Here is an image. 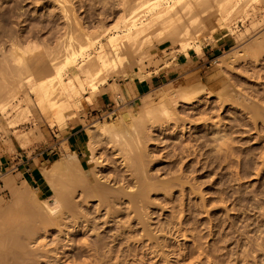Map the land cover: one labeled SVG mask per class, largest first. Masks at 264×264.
I'll return each mask as SVG.
<instances>
[{
  "label": "rangeland",
  "instance_id": "1",
  "mask_svg": "<svg viewBox=\"0 0 264 264\" xmlns=\"http://www.w3.org/2000/svg\"><path fill=\"white\" fill-rule=\"evenodd\" d=\"M17 1L0 0V35L2 34L0 40L7 37V33L14 34L13 31H15V34L21 35L25 41L21 40L23 44L30 39L37 42L42 41L49 47V51L54 52L59 48L57 47L59 46L58 41H62L64 47L73 43L75 35L71 29L68 30L71 28L68 25L72 23L66 25V18L71 17L79 20L83 34L90 37L85 36L88 41L83 40L86 42L84 44L92 43L93 47L89 49L88 56L80 58V65L88 61L89 58H97L108 41L114 39L122 41L128 31H122L117 26L120 27L121 18L126 15V12L130 14L126 9L131 7L134 9L133 6L137 5L132 3L135 0H72L74 9L71 16H68V13L60 12H63V8L66 9V4L71 3L69 0L66 1L67 3L65 2L66 4L63 3V0ZM259 1L257 0L255 3V12H257L255 19L261 21V17L264 15V0L260 1L262 4H259ZM172 2L173 0H163L154 6L157 9L153 7L150 9L151 12L146 10L141 14L142 21H149L155 14L153 12L157 13L162 7L163 9L169 7L173 4ZM242 11L233 10L227 23L219 18L217 10L212 9L210 13L202 17L205 29L198 33L197 30H192L191 40L175 44H171L169 40L162 43L154 42L155 46L147 51L149 60H145V65L142 67L135 66L132 61H126L128 59L124 58L122 64L125 73H119L116 76L110 74L112 76H109L106 72V77L101 79L95 93H91L88 88L79 90L83 106L75 108L73 104L63 98L64 100L58 99L59 107L57 109L52 112L49 110L44 112L36 104L34 93L21 92L20 102L10 115L12 119L18 116V124L16 127L10 128L7 126L8 122L2 119L4 129H0V158L6 159L9 163L5 166L0 163V211L13 204L16 196L19 197L18 194L11 191L16 190L18 193H22V196L26 194L28 198L23 199L22 197L23 203L31 198L35 200V204H33L36 206L37 201V204L40 205L41 200L53 199L56 192L63 190L62 177L68 174L67 171L49 172L51 176L59 179V182L42 186L43 183L37 184V182L44 178L43 171L40 170L39 177H36L35 182L28 184L17 171L16 165L21 156L28 158L45 148L51 149L53 153L57 154L49 156L48 161L41 167L47 168L50 163L61 159L62 151L69 149L63 132L72 126L82 129L86 142L89 137L93 136L89 133L95 134L94 136L98 138L91 145V147H95V150L98 148L96 151L94 150L95 155L92 152L97 159L93 160L94 156H90L89 150L86 153L87 156L85 153L80 154L77 151L81 162H85V167L81 163V169L90 186L96 181L93 175L96 170L102 171L100 172L103 177L102 181L113 188L124 184L123 181L116 179L119 173H124L125 175H122L125 179L121 176L119 178L129 181V184L135 188V190L133 189L134 193L139 187H137L139 181L136 177L134 178L135 174L133 173L137 170L135 167L126 165L129 159H123L125 158L122 156L123 154L117 152L118 149L114 147H118L124 142L127 144L132 142L131 144L135 145L132 139L136 137L137 141L138 134L136 133L137 136L133 137L135 134L131 133V129H134L132 127L134 121L141 117L143 119L141 120L147 123L142 125V121L140 122L142 126H146L145 128L141 127L145 129V133L143 134L141 130L140 137L144 135L143 142L140 144V141H137L141 146L137 143L139 146L136 144L135 147L138 148V153L141 148H143L142 151L146 150L144 151L147 159V163L145 162L146 178L150 177L146 179V182H148V186L153 184L152 187H148L152 190L149 189L150 192H147L149 196L147 195L144 199L147 204L146 208L142 209L143 212L139 211V214L142 213L140 215L145 218L143 221L147 223V225L145 223V228L149 235L143 231L144 227L140 224L139 217L141 216L137 218L138 211L136 210L138 209L132 210L134 208L128 204L127 198L121 199V203L118 202L116 209L123 212L117 213L118 215L114 216L117 219L110 222L111 217H105V211L109 206L104 204L98 206V203L103 202L100 201L101 198L97 197V199L90 194L91 199H89L88 195L84 196L79 192L83 190L82 188H78L74 194V200L81 203L77 204L78 202H76L77 208L83 209H78L82 213L76 212L80 216L87 214L88 211L93 214L92 217L90 214H87L86 217L82 216L80 221L94 217L92 221L90 220L94 232L91 235L92 230L88 231L87 223L83 224L87 225L83 231L81 227L77 229L70 227V230L75 232L72 237L76 241V245L73 242L70 243L69 236H64V232L67 231L65 224L40 230L42 227L35 221L32 225L27 221L30 220L27 213V215L25 214L26 218L22 214L24 215L23 220L26 219L27 222H22L20 225L27 223L25 224L26 229L30 226L32 231L37 230L35 228L40 230L35 231L33 237L35 240L32 239L31 249L37 248L38 252L55 250L50 254L56 257V260L49 262L47 259L39 258L37 264H264V117L259 118L262 113L254 114V111H247L254 103L260 101V96H264L261 95L264 94V46H262L264 45V25L261 24V26L253 28L251 26L253 19L247 17V8ZM63 14H66L67 17L64 18ZM118 20L119 22H117ZM118 23L119 25H117ZM114 26L117 28L116 31ZM246 27L250 31L249 34L247 32V35H244ZM157 28L148 32L153 33ZM35 30L38 31L35 32ZM151 33H149L151 36L155 34ZM23 36L26 38L28 36V39L25 38V40ZM85 37L83 39H86ZM6 39H4L5 43L1 40L0 46L4 45L3 48L8 49L9 45ZM57 39L59 40L57 41ZM119 40L113 46L119 45ZM181 47H185V49ZM66 49L64 48L62 53L67 51ZM187 51L190 54L189 63L178 66L177 72L171 75L168 81H164L160 86L142 96L138 104L132 107L126 109V106H129L126 101V90L122 89V93L116 91L115 94L107 90L110 84L129 81L131 76L143 78L159 72L163 67L164 69L170 68L176 63L173 61H177L179 55ZM246 52L248 53L246 54ZM58 62H63L62 58ZM71 68L69 67V71L73 69ZM183 90L188 92L185 93ZM106 91L111 92L113 105L98 109L96 98ZM177 91L184 92L180 93L183 95L178 93L181 98L175 97ZM172 92H174V97ZM49 93L50 91H45V96L48 98L51 95ZM23 94L29 97H24ZM119 95L123 99L122 101H117ZM149 95L150 101L147 97ZM143 97L146 98L143 99ZM163 97L171 99L173 102L168 101H171L172 105L178 103L176 106H171V102H168L167 99L163 100ZM183 98L188 101L183 102ZM165 102L167 105L164 104ZM142 103L149 104L147 109H145L146 105ZM163 107L174 109L171 112L167 110L165 113L167 118L159 110ZM140 109L142 114L138 115ZM114 110H116V114L112 115ZM163 111L166 112V109ZM168 111L172 114L170 118H168ZM59 112L60 115L55 116ZM129 113H133V117L128 115ZM135 114L138 117H135ZM116 121L120 124L116 125L117 131H115L117 133L121 131L119 132L121 137L117 138V144L114 146L109 142L111 137L100 136L99 127L102 122L107 124V122ZM89 129H93L92 132L88 133ZM135 131L133 130V132ZM128 141L131 142L128 143ZM130 149L133 152L131 147ZM72 150L75 151V148ZM127 166L135 171H129ZM7 179L15 185V190L5 188ZM106 179L108 180L106 181ZM36 185L38 187L33 189ZM32 189L35 192H32ZM29 192L30 195H28ZM13 194L15 197H12ZM93 198L97 200H93ZM108 200L104 202L106 203ZM82 201L86 203L83 204ZM24 204L27 205V203ZM99 207L103 209L99 210ZM21 211L20 214L25 213L23 209ZM1 214L0 212V220L7 221L4 225L11 227L17 222L18 226L19 218L14 223L12 216L7 219L5 218L6 214ZM3 215L5 217L2 218ZM6 225L4 228L8 227ZM25 228H21V230H26ZM19 232L20 235L21 232ZM23 232L25 233V231ZM115 237L117 240H113ZM103 239L105 242L102 241V243L105 244H99ZM88 241L98 242L99 247L96 251L84 247L86 246L84 243ZM80 244H84L83 248L86 250L81 255L78 249V247H82ZM72 245L76 246L75 249L72 248ZM124 253L126 254L124 255ZM125 256H127V260ZM123 259L126 260L124 263H122Z\"/></svg>",
  "mask_w": 264,
  "mask_h": 264
},
{
  "label": "bare ground",
  "instance_id": "2",
  "mask_svg": "<svg viewBox=\"0 0 264 264\" xmlns=\"http://www.w3.org/2000/svg\"><path fill=\"white\" fill-rule=\"evenodd\" d=\"M66 1H68V0H63V3H65ZM69 1H71V3H72V0H69ZM136 1L138 3H135ZM161 1H163V0H135L134 2H132L133 5L137 4L136 7L131 5L134 7V9H131L132 7L131 8L128 7L129 9H131L133 11L131 12V10L126 9L129 11L130 14H128V12H126V15H124L122 18L119 16V18H121L122 20L120 22V27L117 26L118 29H121L122 31H125V30L128 31V33H125V34H127L125 37L121 36V37H124L122 39V41H120L121 39L120 40L118 39L120 41V44L113 46V44L115 42H117L118 40L117 39L113 40V38H111V40H113V41L107 40L108 42L103 46V50H102L103 52L101 51L102 53L100 52V55L98 54L99 56L97 55V58L96 57H92L91 59L89 58L90 60L88 59V61H86L84 64H81V65L79 63V60H80V58H84L85 56H88L87 54H88V52H90L89 49L92 47V43L91 44H88V43L84 44L88 41L87 38L85 37L87 35L83 34V29L81 28V24H80L79 20L77 21L76 19H73L71 17H67V15L69 16L73 12V9H74L73 3L71 4L69 2L70 4L69 3L66 4L67 3L66 2L65 3L66 9L63 8V12H60V13L65 12L66 14L68 13L67 15L65 14L66 16L63 14L64 18L67 17L66 18L67 23L66 22L65 23H66V25H68V23L69 24L72 23V24L68 25L69 27H71V28H68V30L71 29V31L75 35L73 43L67 45V47H64V45L62 44V41H58L59 39H57L59 46H57V45L56 46L59 48L57 50H55L54 52H51L48 50L49 47L46 46L45 42H42V41L37 42V41H34L33 39H30L28 42L26 41L27 43L23 44L21 41V40H23L21 35H17V33L15 34V31H13L14 34L7 33V35L10 37L9 38H7L8 36L3 37V38H1V40H3V42L5 43L4 39L7 38L8 40L6 39V41L9 45V48L8 49L3 48L4 45H2V44H4V43L1 44L2 46H0V129H4L2 119H5V121L8 122L7 126H9L10 128L16 127V125L18 124V122H19L18 116L13 117V119H12V118H10V115H12L11 113L14 112L13 110L16 109L18 102H20L19 95H22L21 92H25V93H29V94L34 93L36 95V98H35L37 101L36 104H38L39 108L44 112L47 110H49V112L50 111L52 112L55 109H57L59 107L58 106V102H59L58 99H63V98L65 100H67L68 102H70L71 104H73V106L75 108L80 106V105L83 106L82 100L80 97V92H79V90L81 88H88L91 91V93H95L96 90L98 89V85H99L100 81H102L106 77V74H107L106 72H108L109 76H112V75L116 76V75H119V73L120 74L125 73L124 72L125 70L123 69L124 66L122 63H124L123 60H125L126 58L128 59L126 61L130 60V62L132 61L135 66L137 65V66L142 67L143 65H145L144 64L145 60H149V54L147 51L150 48L155 46L154 42L162 43V42L169 40L171 42V44H175L178 42L183 43L185 41L191 40L192 30L195 29V31L197 30V33H198V31H202L203 29H205V27L203 26L202 17L207 15L208 13H210L212 9L213 10L215 9V11L216 10L218 11L219 18H221L223 20V22L226 21L228 23L230 18H231L233 10L234 11L236 10V12L237 11L243 12L242 10L247 8V11H246L247 17H250L251 19H253V20H251L252 21L251 26L253 28H257L259 25L261 26V24L264 25V15H262L261 21H258L255 19V15H257L256 14L257 12H255V3H257V0H173V2H172L173 4L172 5L169 4L170 6L169 7L167 6L168 7V8L166 7L167 9L165 7L163 9V7H162V9H160L157 13H156V11L153 12V13H155L154 15L151 14L153 17L150 18L149 21H146V22H145V20L142 21L143 17L141 16V14L143 12H146V10L150 11L151 8L156 6V4L158 5V3H160ZM54 2H56V1H54ZM123 3H122V5H123ZM259 4H262V3L260 2ZM129 5H130V3H129ZM241 7H242V9H241ZM123 8H125V7H123ZM154 8H156V7H154ZM257 11H259V10L257 9ZM117 22H119V20ZM117 25H119V23ZM101 26H103V25H101ZM32 27H34V26H32ZM155 27H158V28L154 29L156 31L153 30L154 31L153 33H155V34L153 36H151L149 34L151 32H148V31H150L151 29H153ZM35 28L37 29V27H35ZM113 28H115V31L117 30V28L115 26ZM246 28H247V30H245V33H243L244 35H247V32L249 34V31H250V30L248 31V27H246ZM111 30H113V29H111ZM36 31H38V30H35V32ZM77 32H79V33L77 34ZM109 32H110V30H109ZM30 33H29V35H30ZM153 33H151V34H153ZM34 34H36V33H34ZM60 35H62V34H60ZM244 35H242V36H244ZM0 36H2V34ZM23 37H24V39L26 38L25 36H23ZM84 37L86 39H83ZM87 37H89V36H87ZM118 38H120V36H118ZM26 39H28V36ZM1 40H0V42H2ZM37 40H39V39H37ZM83 40H86V42H84ZM93 40H95V39H93ZM263 41H264V38H263ZM6 46L7 45L5 44V47ZM262 46H264V45H262ZM63 47L65 49L67 48L66 49L67 51H65L64 53H62V50H64ZM181 48L185 49V47H181ZM251 49H249V50H251ZM247 53L248 52H246V54ZM257 53H261V52H257ZM261 56H262V54H261ZM60 58H62L63 62H58V60ZM133 63H131V64H133ZM69 67H72L73 69L71 68L72 70L69 71ZM110 74H112V75H110ZM132 78L133 77L131 76V79ZM37 79H39V80H37ZM129 87H131V86L129 85ZM107 90L112 91L114 94L116 93V91L122 93V90L117 86L116 82L110 84V87L107 88ZM45 91H48V92L50 91V93H51L50 98L45 96ZM192 91H194V90H192ZM168 92H170V91H168ZM184 92L187 93L188 91H184ZM184 92L177 91V95L175 94V97L178 96V93H179V95H183L180 93H184ZM173 93L174 92L171 93L172 96H173ZM23 95H24V97L28 96V95L25 96V94H23ZM167 95L171 96L170 94H167ZM261 95H264V94H261ZM197 96H196V98H197ZM256 96H258V95H256ZM24 97H22V98H24ZM126 97H127V95H126ZM147 97L149 98V100L148 99L147 100L150 101V95ZM178 97L181 98V96H178ZM193 97L195 99V96H193ZM117 98H118L117 101L123 100V99H121L120 95ZM144 98H146V97H143V99ZM170 98H172V97H170ZM162 99L164 100L167 98L163 97ZM184 99L185 98H183V102L188 101V100H184ZM188 99H190V98H188ZM259 99L261 102L260 101H259L260 103L259 102H256V103L253 102L254 105H252L250 107L251 111L247 110V109L246 110L249 112L254 111V114H261L262 113L261 116L259 115V118H262V116L264 117V96H260ZM160 100H159V103H161ZM168 100H171V99H167V101ZM190 100H192V99H190ZM143 101L145 102V100H143ZM171 101H168V102H171ZM27 102H29V101H27ZM172 102L170 103L171 106H176L177 105L176 103H178V102H176L175 105H172L173 104ZM166 103L167 102H165L164 104H166ZM146 104H143V105H146ZM170 104L168 103V106ZM148 105H146L145 109H147ZM166 105H164V106H166ZM159 106H160V104H159ZM128 107H131V106H128ZM141 108H143V107H141ZM164 109H166V112L165 111L162 112V110H164ZM159 110H161V113L164 114V116H166L167 114H165V113H167V110H170V109L163 107ZM171 110H170V112H171ZM139 111H140V113L138 112L139 114L138 113L137 114L141 115L142 114L141 109ZM168 113H169V111H168ZM132 114L133 113H129L128 115L132 116ZM173 114H175V113L173 112ZM58 115H60V112L55 114V116H58ZM134 116L136 117L137 115L135 114ZM170 117H172L171 113H169L168 118H170ZM255 117H257V115H255ZM166 118H167V116H166ZM135 119H138V118H135ZM141 119L142 118L140 117L139 120L134 121V126H132L134 128L133 130L135 131V128H136L137 132L136 131L133 132V130L131 129V133L135 134V135H133V137L137 136L136 133L138 134L137 141H140L139 142L140 144H141V142H143L142 137H144V135L142 137H140V136L142 135V131H143V134L145 133L144 128L146 127V126H142V125H146L143 123H147L146 121H142L143 119L142 120ZM141 121H142V125L140 124ZM117 122L118 121L112 122V123L107 122V124L102 122L101 126L99 127L100 136L106 137V135H108L109 137H111V138H109V142L114 146H115V144H117V138L120 136L119 132H121V131H119L118 133L116 132L117 131L116 125L120 124L121 121H120V123H117ZM131 123H133V122H131ZM121 125H123V124L121 123ZM129 126H131V125H129ZM95 127H97V126H95ZM141 127H144V128H141ZM92 130L89 129L88 133L92 132ZM95 131H93V132H95ZM125 133H126V131H125ZM89 134L93 135L92 137H89V139L87 141V146H88V149L90 151V156H92L94 154L95 147H91V145L94 143L97 136H94L95 134H92V133H89ZM100 136H98V137H100ZM135 138L136 137H134V139H132V140L134 141V144L136 145L138 142L135 140ZM131 141H128V143ZM131 143L127 144L126 142H124V144L121 143L118 147L115 146L114 148H117L118 149L117 152H119L120 154L121 153L123 154L122 156L125 157L123 159H126V158L129 159L128 163L131 165H129L128 163L126 165L131 166L133 168L135 167L136 168L135 170H137V171H135L134 169H132L133 171H135V172H133L131 169H129L131 167L127 166L128 167L127 169H129V171L131 170V172H133L135 174L134 178L136 177L139 181V184H137V187L138 186L139 187L136 190V192H134V193H133V191L135 190V188H133L129 184L130 183L129 181L127 182L126 180H124L125 179V177L123 176V175H125L124 173H122L123 175L119 173L120 175L118 174V178H116L120 181H123L124 184H122L118 188H113L110 185L105 184L104 181H102L103 180L102 173L100 174V172H102V171L96 170L97 172L96 171L93 172V175L95 176L94 178H96V181H95V183H93V185L90 186L89 181H87L88 179L86 180V175L83 173V171L81 169V163H82L81 159L79 158V156L76 152L70 151V149H68V150L64 149V151H62L63 152L62 158L50 163L47 166V168L46 167L40 168V170L43 171L44 178L41 181H38L37 184L43 183L42 186L43 185L49 186L50 185L49 183L59 182L58 181L59 179L51 176L49 172H55V171H67L68 172V174L66 176L64 175L62 177L63 190L61 192H56L53 199H51L50 197H49L50 199H48V200L43 199L40 201L39 199H37L40 201L39 203H41V204L38 205L37 204L38 201L36 200L37 202H36V206H35L34 205L35 200H32L30 198L31 202H30V200L27 202H24V203H27V205H30V206H27L26 204L23 203V200H22V197H23V199L28 198L26 196V194H25V196H22L23 194L21 193L22 194L21 195L20 193H18L15 190V185L11 184L9 179L5 180L6 181L5 182V188L7 187V188L15 190V191H11V192H15V194H18L19 197L16 196V198H14V200L15 199L16 200L13 201V204H11L7 208H4L5 211H3L4 209H2L3 212L0 211L2 214H6V217L3 215L2 218L5 217L8 219L10 216H12L14 223L16 222V219L18 220V218L21 221L18 220L19 221L18 226H17V222H16L15 224L13 223L14 225L11 227H9L8 225L5 224L6 227L8 226L9 228L8 227L4 228V226H5L4 223L7 221L4 222V221H2L3 219L0 220V264H37L39 262V260H38L39 258H41V259L44 258L45 260L47 259L49 262H51V260H56L55 259L56 257H53L50 254V253H53L55 250H53V251L52 250L51 251L50 250H43L42 252L39 250L40 252H38L37 248H34V250L31 249L32 247H30V246L33 243L32 239H34L33 237L35 236V231L37 232L39 230V228H35L33 226L37 230L33 229L34 231H32L31 230L32 228H30V226H28L30 229L29 228L26 229L25 224H27V223H24L25 226L20 225V223L22 224V222L29 221L30 224L32 225L35 221L37 225L42 227L40 230H42V229L44 230V228L46 229V228H50L52 226H54V227L62 226L63 224H65L64 226L67 229V231L64 232L65 233L64 236H66V237L69 236L68 238H69L70 243L73 242L75 245H76V243H75L76 241L72 237V236H74L73 233H75V232H73V230H70L71 229L70 227H73L72 229H77V228L81 227V229L83 231V228L87 227V225H83V224L87 223L88 227H89L88 231L92 230V232H91V235H92L94 232L93 231L94 228H92L93 225L92 226L90 225V220L92 221V219L94 217L91 219H89V217H88V219L85 218L83 221H80V220H82L81 219L82 216L86 217L87 214H90L89 213L90 211H88L86 209L88 211L87 214H83L81 216H80V214L78 215L76 212L79 210H83L82 208H80V209L77 208V204H81V203H79L80 201L78 202V201L74 200L75 199L74 194L78 190V188H82L83 190L79 191V192L82 193L84 196L88 195L90 197L89 199H91V196H93V195L95 198H97V197L101 198L100 201L102 200L103 202L108 200V199H111V200L107 201V202L111 203L110 205L107 202L106 203L105 202L104 203L103 202L98 203V206H99V204H104L106 206H109V207H107V209L105 211L106 212L105 217L106 216L111 217V219L109 218L110 222L114 221V219H117L114 217L115 215H118L117 213L123 212V211H120L119 209H116V205L118 204V202L121 201V199H125V198H127L128 202H129L128 204L132 205V208H134L132 210L138 209V210H136V211H138L137 212V218H138V216H141L140 214H142V213L139 214V211L141 212L142 209L146 208L147 204H146V202H144V199L149 194L147 192L148 191L150 192V190H152V188H148V187H152L153 184L151 185L149 183L150 186H148V182H146V179L150 178L148 176L146 178L147 172L145 170L146 169L145 164L147 163V159L145 158V155H144L146 153V152L144 153V151H146V150L142 151L143 148L140 147L141 150L139 151L140 153H138V151H137L138 148L135 147V145H132ZM142 145H144V144L142 143ZM133 146L135 147V150L133 149L134 148ZM130 147L133 149V152L136 151L137 153L134 152V154H133V152H131L132 150L130 149ZM144 148H146V147H144ZM92 152H93V154H92ZM131 154H133V155H131ZM95 159H97V158L94 156L93 160H95ZM148 164H147V166H148ZM133 173H131V174H133ZM119 176L124 177V179L121 177H120L121 178L120 179ZM55 179H57V180L55 181ZM107 180L108 179H106V181ZM44 183H46V184H44ZM166 184H168V183L166 182ZM37 187H38V185L34 186L33 189H35ZM157 189H159V188H157ZM32 192H35V191L33 190ZM15 194H13L12 197ZM90 194H91V196H90ZM28 195H30V192L28 193ZM32 195H33V193H32ZM34 196L37 197V195H35V194H34ZM78 197H80V196H78ZM95 198H93V200ZM97 199H95V200H97ZM21 202L23 203V205ZM28 202L31 204H29ZM76 202H78V203L76 204ZM84 203H86V202H83V204ZM136 206H137V208H135ZM81 207H82V205H81ZM99 208H100L99 210H102L104 208V206L102 209H101V207H99ZM119 208H121V207H119ZM21 209H23L25 211V213L20 214V212H22ZM96 209H98V208H96ZM122 209H125V208H122ZM79 212L82 213V211H79ZM84 213H86V212H84ZM98 213L100 214V211ZM22 214H24V215L26 214L27 216H30V220L25 221L26 215L24 218L25 220H23L24 215H22ZM20 215H22V216H20ZM92 215L93 214H90L91 217H92ZM17 216H19V217H17ZM101 216H103V215H101ZM20 217H22V218H20ZM31 218H33V219H31ZM139 219H140L139 220L140 224H142L144 227L143 231H146V234H147L148 231L145 228L146 222L143 221L145 218H143L141 216V217H139ZM31 221H33V222H31ZM62 221H65V222H62ZM1 223H3V224H1ZM8 223H10V222H8ZM146 225H147V223H146ZM21 228L22 229L25 228L26 230H21ZM148 228L149 227H147V229ZM18 231H20L22 235H24V234H26V235L24 237H22L21 234L20 235L18 234ZM23 231H25V233ZM36 234H38V233H36ZM147 235H149V234H147ZM104 239L101 240L100 241L101 243L99 242V244H103L105 242ZM113 240H117V237H115V239H113ZM102 241H104V242L102 243ZM60 243H62V242H60ZM97 243L88 241V242L84 243L86 245L84 247H88L89 250L91 249L92 251H94V250L96 251V249L99 247ZM75 245L74 246L72 245V248L75 249V247H76ZM80 245H82V244H80ZM83 245L81 248H79L77 246L79 249L80 255L86 251L83 248ZM72 252H73V250H72ZM129 252H131V251H129ZM126 253H124V255ZM56 254H57V252H56ZM128 254H127V256H129ZM127 256H125V258ZM108 259H110V258H108ZM126 260H127V258H126ZM126 260H124L122 263H124ZM114 264H117V263H114ZM118 264H120V263H118ZM125 264H127V263H125Z\"/></svg>",
  "mask_w": 264,
  "mask_h": 264
},
{
  "label": "crops",
  "instance_id": "3",
  "mask_svg": "<svg viewBox=\"0 0 264 264\" xmlns=\"http://www.w3.org/2000/svg\"><path fill=\"white\" fill-rule=\"evenodd\" d=\"M194 50V49H190ZM189 51V50H188ZM182 52L179 55L177 61L172 67L164 69L161 68L159 72H156L150 76H145L140 78L139 76H135L134 78L130 79L129 81H125L123 83L117 84V86L122 90L127 91V104L129 106H133L138 104V101L141 100L142 96L152 91L157 86H160L164 81H168L170 76L177 72L178 66L185 65L190 61V54L189 52ZM197 53V52H196ZM199 55V54H198ZM129 85L131 87H129ZM132 91V92H131ZM123 106L124 104L121 103ZM113 105L111 92L106 91L103 92L96 98V106L98 109L106 107H111ZM122 108V107H121ZM125 108V107H124ZM128 106H126V109ZM79 126V125H77ZM64 137L67 139V144L69 146L70 151H73L72 148H75V151L81 153H85L87 156V151L89 150L87 147V142L84 139V132L82 129H76V126L70 127L69 130L65 129L63 132ZM57 153H53L51 149L45 148L41 150L39 153L31 156V157H23L18 159L17 162V171L21 177L28 183L35 182L36 177L39 176L40 167L43 163L47 162L48 157L55 155ZM1 165L5 166L9 164L6 159L0 158Z\"/></svg>",
  "mask_w": 264,
  "mask_h": 264
},
{
  "label": "built area",
  "instance_id": "4",
  "mask_svg": "<svg viewBox=\"0 0 264 264\" xmlns=\"http://www.w3.org/2000/svg\"><path fill=\"white\" fill-rule=\"evenodd\" d=\"M120 108V107H119ZM116 114V110L112 111V115H115Z\"/></svg>",
  "mask_w": 264,
  "mask_h": 264
},
{
  "label": "trees",
  "instance_id": "5",
  "mask_svg": "<svg viewBox=\"0 0 264 264\" xmlns=\"http://www.w3.org/2000/svg\"><path fill=\"white\" fill-rule=\"evenodd\" d=\"M54 160H56V159H54ZM54 160H53V161H54ZM82 165L85 167V162H84V163H82ZM38 177H39V176H38Z\"/></svg>",
  "mask_w": 264,
  "mask_h": 264
}]
</instances>
